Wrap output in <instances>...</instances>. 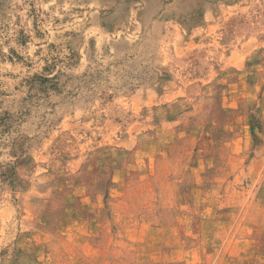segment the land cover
I'll list each match as a JSON object with an SVG mask.
<instances>
[{
    "label": "rangeland",
    "instance_id": "374dc122",
    "mask_svg": "<svg viewBox=\"0 0 264 264\" xmlns=\"http://www.w3.org/2000/svg\"><path fill=\"white\" fill-rule=\"evenodd\" d=\"M0 264H264V0H0Z\"/></svg>",
    "mask_w": 264,
    "mask_h": 264
}]
</instances>
